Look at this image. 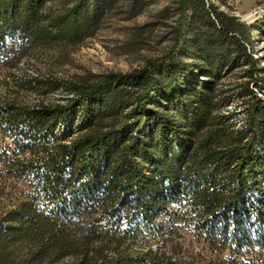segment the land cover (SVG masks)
I'll use <instances>...</instances> for the list:
<instances>
[{"label": "trees", "instance_id": "obj_1", "mask_svg": "<svg viewBox=\"0 0 264 264\" xmlns=\"http://www.w3.org/2000/svg\"><path fill=\"white\" fill-rule=\"evenodd\" d=\"M53 1L0 0V64L94 35L118 0ZM175 10L171 48L143 67L65 87L36 80L67 91L56 103L0 99V264H178L168 243L181 221L227 252L219 264H264L253 256L264 254V199L248 195L264 196V103L243 88L248 123L236 130L213 85L244 62L264 86L251 25L210 0Z\"/></svg>", "mask_w": 264, "mask_h": 264}, {"label": "rangeland", "instance_id": "obj_2", "mask_svg": "<svg viewBox=\"0 0 264 264\" xmlns=\"http://www.w3.org/2000/svg\"><path fill=\"white\" fill-rule=\"evenodd\" d=\"M75 1L56 0L49 6L60 8ZM210 1L219 11L251 25L248 52L259 60L258 64L264 70V0ZM178 4L179 0H118L107 11L94 35L78 43L60 42L35 48L17 61L11 57L10 63L0 64L1 101L15 100L31 106L56 103L67 95V91L64 88L35 87L36 80H44L47 84L46 80L55 79L65 87L67 83L95 79L109 72L127 73L143 67L171 48ZM166 8L171 10L164 14L162 11ZM248 69L249 65L242 62L239 67L225 69L221 78L213 81V85L220 90L221 99L227 97L229 101L216 113L227 116L226 121L239 131L244 130L248 123L247 103L240 96L242 89L250 85L264 103V86L254 85L246 76ZM259 77L264 79V72ZM8 142L0 136V146ZM248 195L255 202L264 199V196L260 198L257 189L251 190ZM253 216L249 222L257 226ZM180 223L179 233L168 243L170 249L178 241L175 251L178 264H219L220 259L228 255L227 252L220 254L214 251L207 243L196 239L190 226L184 225L183 221ZM253 256L264 260V254Z\"/></svg>", "mask_w": 264, "mask_h": 264}]
</instances>
